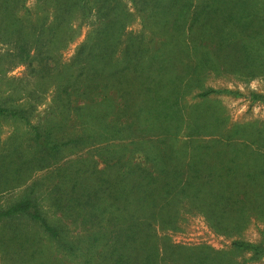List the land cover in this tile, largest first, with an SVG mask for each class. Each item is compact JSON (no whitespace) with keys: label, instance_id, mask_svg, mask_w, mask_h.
Here are the masks:
<instances>
[{"label":"rangeland","instance_id":"1","mask_svg":"<svg viewBox=\"0 0 264 264\" xmlns=\"http://www.w3.org/2000/svg\"><path fill=\"white\" fill-rule=\"evenodd\" d=\"M82 1L0 0V98L6 99L9 106L33 107L31 124L43 122L55 95L80 71L81 64L73 63L80 45L103 25L104 19H122L124 30L111 32L116 44L93 49L96 57L92 64L99 74L98 80L107 72V64L102 60L106 58L112 60L113 68L129 64L123 75L130 81L156 77L157 104L167 96L165 91L171 93L172 87L180 86V113L169 123L172 132L179 131V138L172 135L176 139L172 142L175 153L171 164L180 170L181 178L192 175L203 180L214 176L213 183L206 187L189 188L199 194L197 200L180 198L176 203L180 217L174 219L177 230L167 231L171 242L205 247L207 254L203 256H208L204 263L208 264L212 259L222 264H264V257L254 259L252 252L231 245L234 240H242L263 242L264 246V0H228L214 5L212 10L208 8L210 0H191L188 7L183 6L187 0H180L176 12L182 16L176 18L182 31L173 38L158 25L162 13L157 11L154 0ZM197 7L203 8L205 18H198L193 30L188 31L189 16ZM130 38L142 40L141 46L147 49L142 56L130 55L136 49L127 47ZM160 39L168 41L160 44ZM24 46L30 48L32 59L40 58L38 52L50 56L51 71L30 74L27 64L32 60L24 62ZM167 81L169 84L163 85ZM211 88L221 92L198 96ZM106 91L117 97L112 89H100L99 99L107 95ZM85 106L88 110L87 102ZM107 109L113 107L104 106L102 111ZM138 124L137 121L132 126V131ZM188 133L192 135L187 136ZM32 134L21 118L0 116V210L22 198L39 177L37 189L43 195L50 182L60 180L56 174L43 178L46 171L41 169L19 172L20 153H26L28 159L33 156ZM134 147L130 146L125 159L130 155L134 164L147 162L148 166L156 160L154 155L146 157V149L135 152ZM94 148L74 154L71 148L64 151L87 170L90 155H97ZM106 162L102 157L98 167ZM157 165L162 163L157 161ZM159 167L153 170L157 172ZM217 182L222 186H217ZM236 187L245 200L210 197V191ZM40 199L42 213L51 222L56 221L60 213L46 196ZM219 227L225 231L217 232ZM69 229V239L82 240L77 241V246L85 248L89 244L84 241L87 232L81 220ZM163 245L161 240V248ZM101 247L92 255L67 252L26 215L0 219V264H107L98 254ZM191 261L196 263L200 258L194 255ZM160 264L169 262L162 260Z\"/></svg>","mask_w":264,"mask_h":264},{"label":"trees","instance_id":"2","mask_svg":"<svg viewBox=\"0 0 264 264\" xmlns=\"http://www.w3.org/2000/svg\"><path fill=\"white\" fill-rule=\"evenodd\" d=\"M148 1L140 0V3H149ZM79 2L83 3L82 0ZM154 2L157 11L162 13V18L157 21L158 25L163 33H169L173 38L176 33L182 31L179 19L176 18L181 19L182 16L176 12L180 0ZM210 2L208 8L212 10L214 5L226 3L228 0ZM190 3L191 0H187L183 6H191ZM202 9L197 7L192 10L188 31L193 30V23L198 21V18H205ZM185 12L188 13L189 9L186 8ZM123 27L122 19H104L103 25L88 35L73 59V63L81 64L79 73L68 80L55 95L54 103L43 122L31 124L30 110H33V107L9 106L6 99L0 98V116L21 118L33 133L30 144L33 156L28 159L26 153H20L19 172L34 168L46 171L43 177L45 179L55 174L60 177V180L50 182L46 195H43V192L40 194L37 189L40 177L33 181L22 198L0 210V219L26 215L38 223L45 233L67 252L83 251L92 255L102 246L98 254L107 264H160L162 260L169 264H208L204 263L208 256H203L207 254L205 247L179 245L171 242L167 233L169 230H177L174 219L180 217V210L176 208L178 200H197L199 194L192 193L189 188L195 185L199 188L206 187L214 181L212 175L203 180L200 176L192 175L181 178L180 170L171 164L175 153V150H172V142L179 138V131L172 132L169 123L175 121L180 113L181 87H172L171 93L165 91L167 96L164 95L161 103L158 101L157 104L154 101L158 88L156 77L150 76L145 81H130L123 75L129 64L113 68L110 67L112 60L106 58L102 60L107 64V72L102 80L97 78L99 74L92 64L96 57L93 53L94 47H111L110 45L116 44L111 32L123 31ZM128 41V48H136L131 56L136 58L140 54V57L147 51L141 46L142 40L139 38H130ZM167 41L160 39L159 43L166 44ZM29 49L24 46L21 53L26 54L24 62L30 58L32 60L27 64L30 74L49 73L53 68L48 65L50 56L45 57L38 52L36 54L40 58L32 59ZM34 61L37 62L36 65L33 64ZM168 84L167 81L163 85ZM100 89H112L117 93V97L108 95L106 91L107 97L99 99L97 94ZM213 92L221 90L211 88L198 96L205 97ZM85 102L89 104L88 110H85ZM104 106L113 107V110L102 111ZM137 121L139 124L132 131V126ZM133 145L135 152L146 149L147 158H154L153 155L156 157L151 166H148L147 162L134 164L130 155L125 159L130 146ZM91 147H96L94 149L97 155H90L87 170L76 164L77 159L68 158L70 154L66 155L64 151L65 148H71V153L74 154L78 150ZM115 147L117 149L113 151L112 148ZM104 150L106 153L100 155L99 152ZM102 157L108 162L98 167ZM157 161L162 163L160 167ZM156 167H159L157 172L153 170ZM113 168H116L115 172L112 171ZM217 186L222 184L219 182ZM210 193L213 199L245 200L241 198L237 187L234 190H213ZM41 196H46L50 205L60 213L56 221L51 222L42 213ZM78 220L82 221L83 230L87 232L84 241L89 244L85 248L77 246V241L82 240L74 241L67 236L71 225H75ZM217 229V232L225 231L223 227ZM161 240L164 242L162 248ZM231 245L252 252L254 259L264 257L263 242L234 240ZM194 255H197L200 261H191ZM212 261L211 264H222L215 259Z\"/></svg>","mask_w":264,"mask_h":264}]
</instances>
